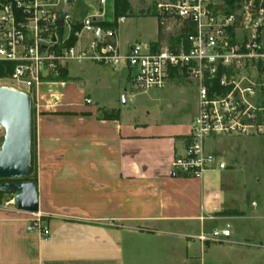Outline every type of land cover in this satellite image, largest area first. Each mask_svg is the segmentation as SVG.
Returning <instances> with one entry per match:
<instances>
[{
	"label": "crops",
	"instance_id": "obj_1",
	"mask_svg": "<svg viewBox=\"0 0 264 264\" xmlns=\"http://www.w3.org/2000/svg\"><path fill=\"white\" fill-rule=\"evenodd\" d=\"M93 2V22H112ZM125 19L117 24L121 52L134 43L125 39L120 46L119 23ZM154 20L147 43L162 37ZM83 64L97 83L108 76L114 84L83 85L80 106L65 101V85L39 91L33 179L37 213L50 235L44 240L39 231H27L29 213L0 207V264H264V246L236 226L247 217L236 209L244 194L232 192L231 169L208 171L200 179L172 175L195 112L183 124L179 112L175 122H164L131 111L136 95H130L125 69ZM75 80L83 81L68 75L65 83ZM101 110H117L119 117L102 120ZM213 141L206 142V151L225 162L224 147ZM223 228L230 231L224 243L197 240Z\"/></svg>",
	"mask_w": 264,
	"mask_h": 264
},
{
	"label": "built area",
	"instance_id": "obj_2",
	"mask_svg": "<svg viewBox=\"0 0 264 264\" xmlns=\"http://www.w3.org/2000/svg\"><path fill=\"white\" fill-rule=\"evenodd\" d=\"M76 2L0 0V87L28 95L37 106L41 89L65 85L62 77H68L72 63L125 69L130 95L163 90L172 81L190 83L196 110L184 153L172 161L173 176L200 179L208 171L227 169L219 155L206 151L209 140L264 138L263 9L254 0L236 4L231 13L224 0L157 2L150 13L162 37L131 43L125 52L118 48L117 30L101 29L91 18L72 20ZM105 2L96 0L100 9ZM29 215L27 231L48 239L40 215ZM229 238L223 228L197 240L224 243Z\"/></svg>",
	"mask_w": 264,
	"mask_h": 264
},
{
	"label": "rangeland",
	"instance_id": "obj_3",
	"mask_svg": "<svg viewBox=\"0 0 264 264\" xmlns=\"http://www.w3.org/2000/svg\"><path fill=\"white\" fill-rule=\"evenodd\" d=\"M113 1L106 0L103 6L102 15L104 20L113 19ZM159 1L163 2L167 0H128L133 16L127 17L119 23L118 34L121 48L124 45L122 40L125 39H129L132 42H146V36H149L154 31L155 16L150 12L154 4ZM244 1L235 0L237 4H243ZM95 11L96 8L93 0H77L70 11V17L73 21L82 23L87 18L94 17ZM88 67L85 64L76 63L69 65V75L77 76L83 81L75 80L70 81L68 84L65 83L63 87L65 101L77 104L78 106L82 105V96L79 89L84 88L83 85L97 83L96 74L92 71H86ZM104 70L108 71V69ZM109 80L112 79H109L108 76L107 79L101 77L100 82L97 84H114V82H110ZM63 82H67V80H63ZM135 97V103L130 108L131 111L135 110L137 113L148 112L151 119L156 118L157 120L162 119L164 122H175L178 117L177 113L179 112V115L184 117L182 123L186 124L195 112V89L190 83L181 80L170 82L163 90H153L147 95H136ZM79 108L87 110L88 106ZM32 109L34 112L32 116L31 151H33L34 124L37 109L35 104L32 106ZM3 135L4 132L0 128V145ZM215 141L217 146L224 147L223 156L225 162L228 168L232 170L228 172L229 179L234 182L232 192L238 189L243 190L242 193L244 194V199L236 204V209H243L246 212L247 220L246 222H238L236 226L244 235L249 236V240L252 243L264 246V138L228 137L217 138ZM34 160L32 157L31 174L23 180L34 178ZM13 197L12 194L0 196V207L15 209Z\"/></svg>",
	"mask_w": 264,
	"mask_h": 264
},
{
	"label": "water",
	"instance_id": "obj_4",
	"mask_svg": "<svg viewBox=\"0 0 264 264\" xmlns=\"http://www.w3.org/2000/svg\"><path fill=\"white\" fill-rule=\"evenodd\" d=\"M60 26L62 22L58 23ZM0 193L12 194L14 207L24 213L38 212L36 183L19 181L32 172V104L28 95L0 87Z\"/></svg>",
	"mask_w": 264,
	"mask_h": 264
},
{
	"label": "trees",
	"instance_id": "obj_5",
	"mask_svg": "<svg viewBox=\"0 0 264 264\" xmlns=\"http://www.w3.org/2000/svg\"><path fill=\"white\" fill-rule=\"evenodd\" d=\"M237 3L235 0H224V5L226 6L225 10L226 13H231L235 9V5ZM254 4L257 9L260 6L263 9V24H264V0H254ZM133 16L132 11L130 9V6L128 4V0H114L113 1V21L110 23L106 22H93L96 26L100 27L101 29L104 30H117V22L121 18H127ZM78 29V27H75L74 30ZM73 40L70 42L72 43ZM63 80H67V76L62 77ZM33 109H32V116H33ZM101 115H102V120H117L119 117V111L117 110H101ZM32 155V151H31ZM32 161V157H31ZM27 181H32L35 183L34 179L31 180H22L19 181L18 183L21 182H27ZM5 193H0V196L4 195Z\"/></svg>",
	"mask_w": 264,
	"mask_h": 264
}]
</instances>
